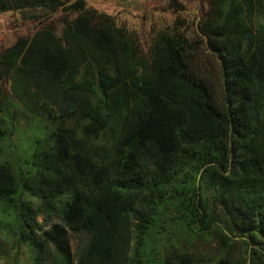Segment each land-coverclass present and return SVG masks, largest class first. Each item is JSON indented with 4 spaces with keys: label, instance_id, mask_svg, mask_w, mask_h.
<instances>
[{
    "label": "trees",
    "instance_id": "obj_1",
    "mask_svg": "<svg viewBox=\"0 0 264 264\" xmlns=\"http://www.w3.org/2000/svg\"><path fill=\"white\" fill-rule=\"evenodd\" d=\"M206 4L194 37L176 18L144 56L85 0H0L38 22L0 50V244L30 264H194L177 239L213 236L264 264V0Z\"/></svg>",
    "mask_w": 264,
    "mask_h": 264
},
{
    "label": "rangeland",
    "instance_id": "obj_2",
    "mask_svg": "<svg viewBox=\"0 0 264 264\" xmlns=\"http://www.w3.org/2000/svg\"><path fill=\"white\" fill-rule=\"evenodd\" d=\"M63 1L71 3L75 0ZM85 2L86 8L111 16L116 26L133 33L144 56L148 55L155 35L169 30L176 18L185 20L184 29L187 36L194 37L197 31L195 24L207 6L206 0H175L178 5L184 7L183 11L177 7L171 8L169 6L171 0H85ZM28 14H33L41 20L44 12L34 10ZM64 17L62 13H55L50 20L58 33ZM37 25L38 22L26 18L21 12L3 13L0 16V50L12 46L19 37L31 36ZM192 63L219 93L221 88L219 72L212 54L206 48L200 47L194 53ZM17 123L19 130L24 133L26 131L24 120ZM23 136L26 137V134ZM71 242L73 244V240ZM176 244L180 250L185 249L194 256V264H236L235 260L242 253L239 243L232 252L222 253L218 240L213 236H198L195 240L181 236ZM223 259L226 262L223 263ZM0 264H30L26 248L18 247L11 242L0 244Z\"/></svg>",
    "mask_w": 264,
    "mask_h": 264
}]
</instances>
